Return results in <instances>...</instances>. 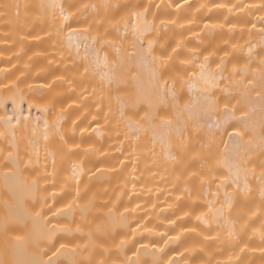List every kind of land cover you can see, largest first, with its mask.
Returning <instances> with one entry per match:
<instances>
[{"label":"bare ground","instance_id":"6f19581e","mask_svg":"<svg viewBox=\"0 0 264 264\" xmlns=\"http://www.w3.org/2000/svg\"><path fill=\"white\" fill-rule=\"evenodd\" d=\"M263 70L264 0H0V264H264Z\"/></svg>","mask_w":264,"mask_h":264},{"label":"rangeland","instance_id":"374dc122","mask_svg":"<svg viewBox=\"0 0 264 264\" xmlns=\"http://www.w3.org/2000/svg\"><path fill=\"white\" fill-rule=\"evenodd\" d=\"M263 73H264V70H263ZM263 75H264V74H263ZM261 77L264 78V76H261ZM262 78H260V79L262 80ZM259 81H260V80H259ZM263 82H264V80H262V82H260L261 85H264ZM262 83H263V84H262ZM262 89H264V86H263ZM251 91H253V90H251ZM251 91H250L251 94L254 93V92H251ZM261 93H262V94H259V95H261V96L264 97V95H263V94H264V90L261 91ZM251 94H250V95H251ZM254 95H255V93H254ZM259 95L257 94V95H255V96H259ZM255 96H254V97H255ZM250 97H251V96H250ZM251 98H253V96H252ZM256 98H257V99H256ZM260 98H261V97H260ZM254 99L258 100V97H255ZM263 99H264V98H263ZM250 100H251V99H250ZM256 100H254V101H255V102H258V101H256ZM260 104H261V106L264 105L263 102L260 103ZM237 107H238V106H237ZM237 107H236L237 110L240 109V108H242L241 106H239L238 108H237ZM246 107H247V106H246ZM258 107H259V106H258ZM258 107H257V108H258ZM263 107H264V106H263ZM257 108H255V109H256V110L259 109V110H260V113H264V112H263V111H264L263 108H262V109H261L260 107H259L258 109H257ZM236 109H235V111H236L237 113H238V111H239V113L242 112L241 109L238 110V111H237ZM248 109H249V108H246V110H248ZM229 110H230V109H226L225 111H228V112H229ZM231 110H232V109H231ZM231 110H230V111H231ZM262 110H263V111H262ZM232 111H233V110H232ZM235 111H234V112H235ZM243 111H244V110H243ZM234 112H233V113H234ZM258 112H259V111H258ZM244 113H245V112H244ZM244 113H243V114H244ZM256 113H257V111H256ZM246 114H248V111H247ZM237 115H238V114H237ZM237 115H236V117H238ZM244 115H245V114H244ZM244 115H242V116L240 115V116H241V117L239 116L240 119H241ZM259 116H260V115H259ZM261 117H263V116H261ZM204 119H205V118H204ZM235 119H236V118H235ZM240 119H239V120H240ZM261 119H262V118H261ZM236 120H237V119H236ZM239 120H237L236 122L240 124ZM262 120H264V119H262ZM261 123H262V122H261ZM199 124H201V123H199ZM199 124H198V126L200 127V129H199V127H196V129L198 128V130H197L198 132L201 130V127H202V126L199 125ZM228 125H229V124H228ZM228 125H227V128L225 129V131L228 130V131H227L228 134H225V133H224L226 136L223 134V136H225L226 139H227L228 137H230V135H231L232 133H233L232 137H234V135H236V136L238 135V136L240 137V135H241V138H242V134H244V133H242V131L244 130V128L241 127V126L243 125L242 123L240 124V125H241L240 127H241L243 130H242L241 128H238V129L232 130L231 128L234 126V124L231 125L232 127L228 129ZM236 126H237V124H236ZM238 126H239V125H238ZM238 126H237V127H238ZM237 127H236V128H237ZM257 127L259 128V126H257ZM263 127H264V125H263ZM233 128H234V127H233ZM258 128H257V129H258ZM196 129H195V130H196ZM230 129H231V130H230ZM236 130H237V131H236ZM263 130H264V129H263ZM201 131H202V130H201ZM230 131H233V132L230 133ZM244 131H246V132H245V136H246V137H244V138H246V139H252L249 135H246L247 133H248V134H249V133H252L251 136H253V138H256V137H257V136H256L257 133H256V134L253 133L252 130H249V131H248V130L245 129ZM255 131H256V130H255ZM260 131H261V130H260ZM260 131H259V132H260ZM227 132H226V133H227ZM234 132H235V134H234ZM256 132H257V131H256ZM229 133H230V134H229ZM237 133H239L240 135L237 134ZM254 134H255L256 137H254ZM227 135H228V136H227ZM263 135H264V133H263ZM238 136H237V137H238ZM247 136H249V138H247ZM239 137H238V138H239ZM261 137H262V135H260V138L258 137L259 139H257V140L261 141L262 143H260V144L262 145V144H264V143H263V141H264V137H263V140H261V139H262ZM253 146H254V145H253ZM253 146H252V147H253ZM262 147H264V146L262 145L261 148H260V146L257 147V148H260L259 150L264 151V149H263ZM257 148H252V150L254 149V151H256L255 149H257ZM259 150H258V151H259ZM262 151H260V153H261ZM255 153H256V152H255ZM262 154H263V153H262ZM262 154H260V155L258 154L259 156H257V157H259V158H260V156L262 157ZM250 155H251V154H250ZM252 155H253V154H252ZM254 155H255V154H254ZM254 155H253V156H254ZM256 155H257V153H256ZM250 157H251V156H250ZM263 157H264V155H263ZM263 157H262V159H261V158L259 159V160H261V161H260V164H262ZM252 158H253V157H252ZM254 159H255V156H254ZM252 160H253V159H252ZM255 160H256V159H255ZM257 163H258V160H257ZM263 163H264V161H263ZM263 166H264V165H263Z\"/></svg>","mask_w":264,"mask_h":264},{"label":"snow or ice","instance_id":"6c2138e0","mask_svg":"<svg viewBox=\"0 0 264 264\" xmlns=\"http://www.w3.org/2000/svg\"><path fill=\"white\" fill-rule=\"evenodd\" d=\"M85 55H88V52L86 50ZM97 59H99V56L97 54ZM106 59V58H105ZM201 78L204 79L205 83H209L210 82V74H206V71L204 69L201 70Z\"/></svg>","mask_w":264,"mask_h":264}]
</instances>
